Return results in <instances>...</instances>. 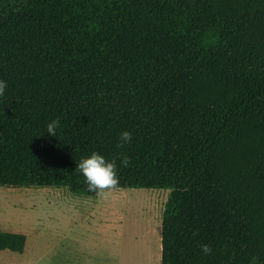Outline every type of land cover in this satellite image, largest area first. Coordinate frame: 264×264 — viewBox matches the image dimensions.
I'll return each mask as SVG.
<instances>
[{"label": "trees", "instance_id": "trees-1", "mask_svg": "<svg viewBox=\"0 0 264 264\" xmlns=\"http://www.w3.org/2000/svg\"><path fill=\"white\" fill-rule=\"evenodd\" d=\"M0 80V185L97 152L171 190L162 264H264V0H0Z\"/></svg>", "mask_w": 264, "mask_h": 264}, {"label": "crops", "instance_id": "crops-1", "mask_svg": "<svg viewBox=\"0 0 264 264\" xmlns=\"http://www.w3.org/2000/svg\"><path fill=\"white\" fill-rule=\"evenodd\" d=\"M130 195L157 197L145 199L148 222L132 234L110 208ZM170 196V189H113L104 198L69 185H0L7 218L0 221V264H162Z\"/></svg>", "mask_w": 264, "mask_h": 264}, {"label": "clouds", "instance_id": "clouds-1", "mask_svg": "<svg viewBox=\"0 0 264 264\" xmlns=\"http://www.w3.org/2000/svg\"><path fill=\"white\" fill-rule=\"evenodd\" d=\"M7 82L0 80V97L4 95L7 88ZM60 127L59 119L52 120L47 125V134L56 137L57 129ZM132 136L128 131L120 134L118 148H122L125 144L131 143ZM123 164L127 166L129 159L123 158ZM77 170L84 176L89 191L97 192L100 197L106 198L108 193L118 184L115 160L107 161L106 158L97 152H93L90 156L82 158L77 165ZM201 251L204 255H211L213 249L207 245H201ZM256 258H253L255 264Z\"/></svg>", "mask_w": 264, "mask_h": 264}, {"label": "rangeland", "instance_id": "rangeland-1", "mask_svg": "<svg viewBox=\"0 0 264 264\" xmlns=\"http://www.w3.org/2000/svg\"><path fill=\"white\" fill-rule=\"evenodd\" d=\"M11 2L14 0H10ZM140 197L137 196H128L124 200H120V203L110 204V208L113 209V215L115 220L120 219L123 224L129 226L128 230L130 234L132 232H139L142 231L143 225L148 222V214L150 212L149 205L147 204L146 200H157V197H150V199L143 198L139 199ZM124 201V202H123ZM7 218H4L0 214V221H6ZM155 232V229H154ZM154 236L157 238V234L154 233Z\"/></svg>", "mask_w": 264, "mask_h": 264}]
</instances>
